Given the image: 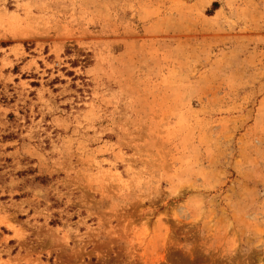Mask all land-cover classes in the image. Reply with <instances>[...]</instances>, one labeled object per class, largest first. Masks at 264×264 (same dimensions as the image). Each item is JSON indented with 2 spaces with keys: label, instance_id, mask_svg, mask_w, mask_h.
Listing matches in <instances>:
<instances>
[{
  "label": "rangeland",
  "instance_id": "rangeland-1",
  "mask_svg": "<svg viewBox=\"0 0 264 264\" xmlns=\"http://www.w3.org/2000/svg\"><path fill=\"white\" fill-rule=\"evenodd\" d=\"M0 264H264V0H0Z\"/></svg>",
  "mask_w": 264,
  "mask_h": 264
},
{
  "label": "trees",
  "instance_id": "trees-1",
  "mask_svg": "<svg viewBox=\"0 0 264 264\" xmlns=\"http://www.w3.org/2000/svg\"><path fill=\"white\" fill-rule=\"evenodd\" d=\"M218 8H219V4L213 3L212 8L210 9V11H208V15H212ZM67 53H68V51H67ZM87 57H89V55H85L83 60L81 61L82 63H84L85 66L89 64V60ZM76 63L77 62H74L73 64H76ZM70 75H72V74H70ZM55 81H58V80H55Z\"/></svg>",
  "mask_w": 264,
  "mask_h": 264
}]
</instances>
